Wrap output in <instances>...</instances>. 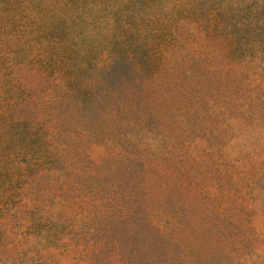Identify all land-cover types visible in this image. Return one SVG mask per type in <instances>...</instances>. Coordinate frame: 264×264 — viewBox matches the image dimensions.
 <instances>
[{
	"label": "rangeland",
	"instance_id": "374dc122",
	"mask_svg": "<svg viewBox=\"0 0 264 264\" xmlns=\"http://www.w3.org/2000/svg\"><path fill=\"white\" fill-rule=\"evenodd\" d=\"M0 264H264V0H0Z\"/></svg>",
	"mask_w": 264,
	"mask_h": 264
}]
</instances>
